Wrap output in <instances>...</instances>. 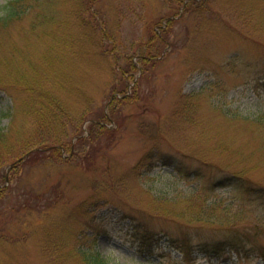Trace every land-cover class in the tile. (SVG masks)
<instances>
[{
  "label": "rangeland",
  "instance_id": "rangeland-1",
  "mask_svg": "<svg viewBox=\"0 0 264 264\" xmlns=\"http://www.w3.org/2000/svg\"><path fill=\"white\" fill-rule=\"evenodd\" d=\"M9 1L0 0V5ZM81 1L31 0L30 14L0 27V78L11 62L24 66L27 56L37 63L54 60L49 55H58V41L69 43V35L78 29L75 12ZM95 1L101 22L108 24L106 29L115 32L130 55L139 51L140 41L149 39L155 23L167 22L176 11L171 0ZM207 1V10L198 13L180 9L167 36L171 46L161 51L155 64L129 73L122 94L112 89L120 86L123 71L113 79L112 68L102 59L92 58L87 64L72 58L69 49L62 52L68 58L67 85L75 83L94 97L91 117L106 110L116 94L131 100L117 106L112 122H107L109 130L97 138L90 137L89 122L81 128L67 124L76 147L64 150L63 159L40 145L25 155L12 178L15 161L0 169V186L7 178L5 186H10L0 200V264H84L79 256L84 249L101 253L109 264H264L256 252L264 249V125L255 121L264 117V0ZM43 11L49 14L48 22H39ZM127 62L121 59L115 67L124 70ZM112 83L118 85L111 88ZM59 92L80 121L83 101ZM197 93L202 97L194 112L196 123H190L180 118L178 108L184 95ZM25 102L21 91L0 87V127L9 126L10 107H15L13 141L21 132L32 133L31 120L23 114ZM186 113L188 117L191 111ZM78 129L81 142L72 138ZM36 141L33 137L32 143ZM217 142L221 143L215 146ZM224 147L229 151L216 159L220 169L201 170L200 175L198 162L179 156L180 151L199 149L205 154L213 148L225 151ZM150 152L173 156L182 163V171L175 169L178 164L169 166L160 158L153 172H141L139 163ZM252 167L248 178L263 190L247 194L228 185L205 194L230 202L232 211L242 210L240 215L248 216L242 227H255V246L248 254L229 249L199 252L202 238L215 239L214 227L169 219L151 205L149 191L162 187L166 177L169 191L207 190L226 174L224 170ZM189 172L194 174L185 176ZM167 232L189 233L193 250L182 253L167 240ZM145 233L150 242L143 240Z\"/></svg>",
  "mask_w": 264,
  "mask_h": 264
},
{
  "label": "trees",
  "instance_id": "trees-1",
  "mask_svg": "<svg viewBox=\"0 0 264 264\" xmlns=\"http://www.w3.org/2000/svg\"><path fill=\"white\" fill-rule=\"evenodd\" d=\"M29 2L31 0H11L4 5H0V27L9 26L14 22L17 23L25 18L27 14H30L33 5ZM171 2L173 3L172 10H176L175 16L180 12V9H183V13H198L200 10H207V5L209 4L207 0H171ZM95 6V0H85V5L83 0L81 1L79 9L75 12L78 20L77 26L79 25L78 29L74 35H69V37H72L69 43L62 42L61 40L60 42L58 41V45L60 46L56 47L58 55H49L54 57V60L47 59L50 63H42L44 59L37 63L27 56L28 62L26 61L24 66L11 62L7 65L5 74L0 78L1 88L9 90L11 93L21 91L26 96V102L23 104V114L26 119L31 120V127L29 129L34 133L26 135L21 132L19 138L16 137L15 141L10 139L15 120V117H13L15 115L13 113L15 107H10L9 114L12 121L7 128L0 127V169L10 160L15 161L11 175H9L11 178L12 174L20 170V165L25 161V155L31 154L40 145L43 146L44 150L53 151L54 157L59 155L58 157L62 159V152L64 150L72 152L76 146L73 147L71 139H69L70 131L67 124L81 128L82 124L89 122V135L90 137L95 135L94 138L109 130L107 122H112L113 114L118 111L116 110L117 106L125 103V101L130 102L127 101L129 99L131 100L130 96H120V98L118 95L127 90L128 74L133 75L134 70L139 71L140 68L144 71L149 64H155V60L161 56V51L167 46H171V42L167 36H169L171 28L175 23V16L169 17L165 23L163 22L165 19H161L155 23L153 28L150 29L151 36L148 37L149 39L147 41H140L137 45L138 48L136 47L139 51H135L134 55H130L126 52V46L119 39H116L115 32L113 31L114 34H111L109 29H106L109 26L107 23L101 22L99 10L95 9ZM49 18V14L45 11L38 15L39 22H48L47 19ZM132 47L135 48L134 45ZM67 49H69L72 58L76 59L77 57L82 63H92V58L102 59L112 68L113 73L111 74L113 75V79L116 78L115 74L117 72L123 71L119 72L122 75L119 80L120 86L114 83L111 84V88L114 85H118L117 89H112L113 92L118 94L112 96L106 110L102 108L101 111L97 112L98 114L92 113V117L89 113L95 102L94 97L90 96L86 90H82L78 85L74 86L75 83L67 85L68 80L64 70L67 71L69 68L68 58L62 53ZM134 58L138 60L134 61ZM121 59L128 60L124 70L115 67L120 64ZM48 72L52 75H47L46 73ZM59 90L64 95L73 94V97H78L83 101L82 104L85 106L84 108L82 107L80 121L72 115L71 109L65 102L66 99L62 97ZM201 93L184 95V104L180 102L178 108L180 118H184L183 120L190 123H196L194 112L200 105ZM186 111H191L190 116L187 117ZM255 121L258 123V126L264 125L263 116L257 117ZM80 133V129L74 131V137L72 136V138H77V141L81 142L83 138L79 137ZM33 137L37 139L34 143H32ZM217 143H215V146H218L221 142ZM223 149L225 151L213 148L205 154L201 153L199 149H195L193 152L180 151L179 156L184 160L198 162L200 167L197 171L198 175H200L201 170L210 169L213 171L220 169L216 159L229 151L225 147ZM44 150L40 149V151ZM37 152L39 151L36 150L35 153ZM160 158H163L169 166L178 164L175 165V169L180 172L182 171V163L177 160L174 161L172 159L173 156L168 155L165 157L153 152L147 154L139 163L140 171L146 170L150 174L157 166L155 162ZM253 169L254 167L249 170H224L226 174L214 180L207 190L194 188L190 191L187 190L188 192L184 191V188L172 191L165 189L171 187V182L168 183L170 177H166L168 179L160 183L162 187H158L157 189L152 186L154 192L153 189L149 191L152 196L151 205L157 211L162 210L163 215L171 217L169 219L182 220L187 224H201L200 226H203V228L208 226L214 227L213 236L215 239L202 238L201 243L198 244L200 248L199 252L217 254L229 249L237 253L245 252V254H248V251L251 250L250 248L255 246L253 242L255 227H242L244 225L242 223L248 220V216L240 215L243 213L242 210H237L238 212L232 211L229 206L231 205L230 202L225 203L212 200L205 194L210 190L214 191L216 187L228 185H234L236 190L247 194L263 190L262 186L248 178L250 170ZM191 174H194V172H189L185 176L188 177ZM7 179L9 180V178ZM7 179H4V183L0 186V200L6 196L5 192L10 189V186H5L8 182ZM233 213L239 214L232 216ZM231 217L242 218L235 221ZM165 234L168 238L167 240L173 243L175 248L185 255H188L193 250V238L189 233L184 234V236H175L168 232ZM145 236L148 235L145 233L143 240L150 242ZM44 249L46 251L45 245ZM60 251L62 254L63 251ZM256 252H259L264 260V249ZM79 256L82 258L84 264H109L108 260L97 251L89 249L80 250Z\"/></svg>",
  "mask_w": 264,
  "mask_h": 264
}]
</instances>
